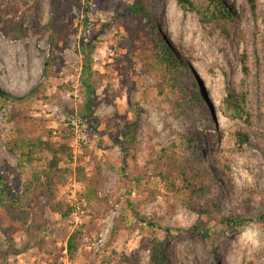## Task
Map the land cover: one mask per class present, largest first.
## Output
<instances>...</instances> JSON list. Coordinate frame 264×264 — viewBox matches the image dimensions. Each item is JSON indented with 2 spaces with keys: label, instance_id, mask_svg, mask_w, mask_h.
Wrapping results in <instances>:
<instances>
[{
  "label": "rangeland",
  "instance_id": "374dc122",
  "mask_svg": "<svg viewBox=\"0 0 264 264\" xmlns=\"http://www.w3.org/2000/svg\"><path fill=\"white\" fill-rule=\"evenodd\" d=\"M52 2L0 0V89L23 97L39 87V98L28 102L34 136L59 142L72 133L69 167L75 172L81 163L92 176L94 165H101L100 188L98 198L89 202L85 185L64 175L50 195H33L19 213L0 204V264H151L154 237L167 242L164 264H264V223L228 233L220 223L264 211V0H258L256 16L247 0H223L234 15L219 24L202 22L177 0H150L161 51L180 64L177 83L192 99L184 109L175 96L158 100L157 69H145L142 62L151 43L139 47L134 64L128 63L129 0H80L63 7L55 45L51 29L34 31L50 21ZM87 100L91 117L85 116ZM95 118L105 121L99 124ZM136 118L140 131L132 158L120 142ZM6 135L0 111V170L14 196L22 195L28 174L17 166L19 153L5 146ZM189 140L188 159L211 187L201 204L181 198L170 180L154 173L162 148ZM48 161L43 158L44 164ZM120 167L140 177L116 191ZM209 200L219 204L205 225L212 239L193 241L186 230L199 222ZM52 204L62 211H53ZM118 220L122 229L111 242ZM150 220L174 230L149 226ZM76 231L78 248L70 255L67 242Z\"/></svg>",
  "mask_w": 264,
  "mask_h": 264
},
{
  "label": "trees",
  "instance_id": "16d2710c",
  "mask_svg": "<svg viewBox=\"0 0 264 264\" xmlns=\"http://www.w3.org/2000/svg\"><path fill=\"white\" fill-rule=\"evenodd\" d=\"M247 1L250 5L252 15L256 16L258 0ZM79 2L80 0H53L50 21L46 25L36 26L34 31L43 32L51 29L53 31V36L51 37L52 44H57V33L59 28L62 27V8H69L72 4H78ZM177 3L183 11H195L199 15L200 20L208 24H219L221 20H229L233 18L234 15L232 10L226 7L223 0H177ZM59 14H61L60 17ZM127 14L132 22V26L128 28L131 41L126 46L130 54L127 57V59L130 60L128 63L134 64L132 57L139 47L144 48L145 44L151 43L152 49L150 53H146V56L142 58V62L145 69L152 65H155L157 69L159 83L155 87L156 96L161 103L167 101L170 95L175 96L180 100V105H182L181 108L184 109L186 105L191 103L192 99L182 92L177 83L176 74L178 69L181 68L180 64L178 65L175 60L166 56L163 50V52L161 51V37L155 18L154 8L150 0H129ZM241 62L244 77L247 78L250 74L247 57L244 56ZM50 65L51 62L47 61L46 68L48 69ZM40 92L41 90L37 87L23 97H16L0 89V111H2L5 116V123L7 126V135L4 139V144L8 150L19 153L17 166L20 170L28 174L23 194L14 196L12 189L4 184L5 175L3 170H0V204H4L8 210L18 213L28 207L29 201L33 195H37L38 197L50 195L53 187L57 182H61V177L64 175L75 177L77 182L85 185V199L89 202L98 198V190L100 188L102 175L101 165H94V173L92 176H88L85 166L81 163L76 166L75 172L69 167L74 159L73 149L69 145L72 133L62 135L59 142L53 141L51 138L43 140L40 137L34 136L35 124L30 116V106H28V102L36 97L39 98ZM229 97L230 100H236L235 94H230ZM85 108V116L91 117L93 112L88 100L86 101ZM239 109L240 107L237 106V110ZM94 120L99 124L105 121V119L99 118H95ZM139 131V121L136 118L127 124L123 133L124 139L120 142L122 152L132 158L136 157V143ZM191 142L192 140H189V142L184 141L183 144L179 146L173 142L170 146L162 148L157 159L154 161L156 166L154 173L158 171V175L162 177L164 181L170 180L176 187L175 191L178 196L182 194L184 199L190 198L196 201L197 204H201L211 192V187L208 179H206L205 173L193 169L188 159V148L186 145H189ZM46 156L49 157V161L44 164L43 158ZM65 162L68 167L63 169L60 168L61 163ZM116 170L119 174L116 191L121 190V185L123 184L128 186L130 181H139L140 175L137 174L133 176L127 174L126 168L120 167ZM177 180L180 182L178 187L175 184ZM127 201L133 208L134 206L131 202L128 199ZM50 208L53 211H62V207L59 205L52 204ZM218 210V202L209 200L204 203V206H202L199 211V222L192 228L186 230L193 241H196L197 238L207 242L212 239L213 233H209L205 225L214 218V214H217ZM71 212L72 210L70 209L63 215L67 217ZM253 222L264 223V211L256 212L252 215H238L237 217L224 218L220 223L224 225L223 231L228 233L229 231ZM148 225L158 227V229L166 233H170L174 230L171 228H160V226H156L151 220L148 221ZM121 229L122 222L118 220L112 231L111 242L115 241ZM175 230L179 232L182 231L180 229ZM28 232L30 234L29 229ZM79 236L80 232L76 231L68 239L67 250L70 255H73L78 248L77 240ZM166 243V240H161L158 237H154V239L151 240V264H164L163 257L166 253Z\"/></svg>",
  "mask_w": 264,
  "mask_h": 264
},
{
  "label": "built area",
  "instance_id": "2783aa9c",
  "mask_svg": "<svg viewBox=\"0 0 264 264\" xmlns=\"http://www.w3.org/2000/svg\"><path fill=\"white\" fill-rule=\"evenodd\" d=\"M72 125H73V126H75V127H77V126H78V124H77V122H76V121H72Z\"/></svg>",
  "mask_w": 264,
  "mask_h": 264
},
{
  "label": "bare ground",
  "instance_id": "6f19581e",
  "mask_svg": "<svg viewBox=\"0 0 264 264\" xmlns=\"http://www.w3.org/2000/svg\"><path fill=\"white\" fill-rule=\"evenodd\" d=\"M9 90L11 91V90H13V89L11 88V89H9Z\"/></svg>",
  "mask_w": 264,
  "mask_h": 264
}]
</instances>
